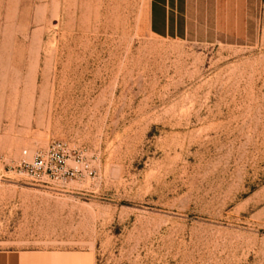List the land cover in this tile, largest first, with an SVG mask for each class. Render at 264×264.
Wrapping results in <instances>:
<instances>
[{"label": "rangeland", "instance_id": "1", "mask_svg": "<svg viewBox=\"0 0 264 264\" xmlns=\"http://www.w3.org/2000/svg\"><path fill=\"white\" fill-rule=\"evenodd\" d=\"M189 6L177 40L146 0H0V248L264 264V0ZM53 140L94 175L13 170Z\"/></svg>", "mask_w": 264, "mask_h": 264}, {"label": "crops", "instance_id": "2", "mask_svg": "<svg viewBox=\"0 0 264 264\" xmlns=\"http://www.w3.org/2000/svg\"><path fill=\"white\" fill-rule=\"evenodd\" d=\"M189 5L190 0H146L145 24L148 32L160 38L187 39L191 31ZM52 253L55 252L0 248V264H51L49 257L53 264L77 262V255Z\"/></svg>", "mask_w": 264, "mask_h": 264}, {"label": "built area", "instance_id": "3", "mask_svg": "<svg viewBox=\"0 0 264 264\" xmlns=\"http://www.w3.org/2000/svg\"><path fill=\"white\" fill-rule=\"evenodd\" d=\"M23 155H26L25 150ZM13 170L38 185L52 182L64 185L70 180L95 173L82 152L71 149L62 140L51 141L45 150L36 152L30 159L21 158L14 164Z\"/></svg>", "mask_w": 264, "mask_h": 264}, {"label": "bare ground", "instance_id": "4", "mask_svg": "<svg viewBox=\"0 0 264 264\" xmlns=\"http://www.w3.org/2000/svg\"><path fill=\"white\" fill-rule=\"evenodd\" d=\"M27 153V152H26ZM26 156V155H25Z\"/></svg>", "mask_w": 264, "mask_h": 264}]
</instances>
